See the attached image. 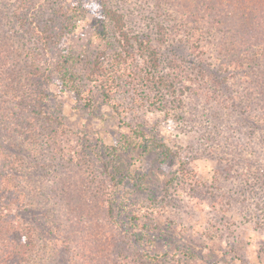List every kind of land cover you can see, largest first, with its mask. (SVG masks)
Segmentation results:
<instances>
[{
	"label": "rangeland",
	"instance_id": "rangeland-1",
	"mask_svg": "<svg viewBox=\"0 0 264 264\" xmlns=\"http://www.w3.org/2000/svg\"><path fill=\"white\" fill-rule=\"evenodd\" d=\"M106 1L153 39L163 9L178 19L163 64L182 67L180 102L158 106L128 82L109 101L87 82L82 96L62 88L52 72L66 47L116 45L100 0H0V143L22 167L20 215L36 244L28 264H264V0L241 17L204 0ZM34 29L56 39L44 47ZM29 65L45 70V110L60 119L53 140L41 120L23 121ZM139 128L167 156L118 146Z\"/></svg>",
	"mask_w": 264,
	"mask_h": 264
},
{
	"label": "trees",
	"instance_id": "trees-1",
	"mask_svg": "<svg viewBox=\"0 0 264 264\" xmlns=\"http://www.w3.org/2000/svg\"><path fill=\"white\" fill-rule=\"evenodd\" d=\"M162 1L160 0L157 5L158 9H162L160 6ZM203 2L208 6L212 4L210 8L215 12L223 13L225 17H230L233 14L241 17L245 13L246 5H252L249 0H227V3L219 8L222 0H204ZM256 2H262V0H256ZM99 3L102 13L100 19L105 28L103 30H106L107 36L110 33L114 35L116 45L111 51L98 49L92 53H82L72 47H66V51L60 55L59 61H57V69L52 72V74L57 73L62 88L77 96H82L85 91L84 83L87 82L96 86L102 98L109 101L117 90L128 86L126 85L128 82V84L134 83L135 88L140 86V90L151 92L155 100H159L154 103L158 106L167 105V102H180L179 96L183 92L181 90L183 85L178 71L182 67L178 69L172 63H170V67L163 64L167 59L163 52L166 34L169 27L176 28L178 19H168L171 12L166 13L163 9L164 18H161L158 27L156 26L159 32L156 39H153L147 34L134 33L127 25L124 15L116 8L109 6L106 0H100ZM65 8L69 10V16L66 13L64 16L66 21L77 18L82 11L77 4L65 6ZM70 11H73L74 16ZM182 21L185 19L179 18V24ZM218 24L220 26V22ZM34 30L35 36L43 42L44 47L52 43L51 38L56 39L54 35L51 33L47 35L42 29ZM209 30V27L200 29L205 35L211 37L212 34ZM169 33L171 34L172 31L170 30ZM107 38L109 43V37ZM223 38H220V43ZM205 44L206 42L202 41L200 47L204 48ZM30 67L31 65L27 67L26 72H28L27 77L31 79V82L27 86L29 92L25 93L26 102H24L28 109V116L23 121L25 120L24 123L30 125L34 123V120H41L42 127L50 130L46 129L49 131L46 136L53 140L55 137L53 132L60 126V119L56 114H48L45 110V104L50 97L49 90H46L44 81H42V78L45 77L42 73H45V70L41 71L37 66H33L32 69ZM169 69L171 70L169 71ZM46 77L49 78V75ZM164 96L169 97L168 101L164 99ZM53 124H56L55 129H52ZM28 133L25 130L23 134L27 135ZM132 134L134 135L120 137L118 146L124 151L132 146L133 148L138 147L142 152L155 151L158 156H167L168 147L166 144L155 137H148L143 129H134ZM116 149L118 150L117 147H114L109 155L117 154ZM11 156H13L12 152L9 153L0 143V264H28L33 257L36 244L32 228L20 215L26 191L21 177L17 180L18 172L22 167L14 159H11ZM138 240L140 241V239Z\"/></svg>",
	"mask_w": 264,
	"mask_h": 264
}]
</instances>
